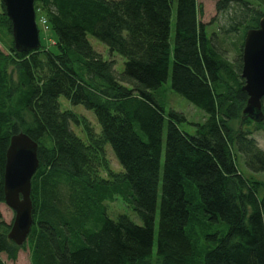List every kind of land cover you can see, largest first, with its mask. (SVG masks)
<instances>
[{
	"label": "trees",
	"instance_id": "obj_1",
	"mask_svg": "<svg viewBox=\"0 0 264 264\" xmlns=\"http://www.w3.org/2000/svg\"><path fill=\"white\" fill-rule=\"evenodd\" d=\"M251 2L217 0L204 23L198 0H34L54 43L19 52L0 0V204L10 137L26 133L39 160L21 246L0 213V264L1 254L14 261L25 248L30 264H264V150L254 137L264 119L243 112L240 76L245 31L264 14ZM168 79L205 114L194 133L157 97ZM61 97L96 122L61 109ZM117 197L140 223L109 217L105 203Z\"/></svg>",
	"mask_w": 264,
	"mask_h": 264
},
{
	"label": "water",
	"instance_id": "obj_2",
	"mask_svg": "<svg viewBox=\"0 0 264 264\" xmlns=\"http://www.w3.org/2000/svg\"><path fill=\"white\" fill-rule=\"evenodd\" d=\"M11 23L14 48L28 52L40 47L39 28L36 22L34 0H1ZM242 90L248 98L243 110L254 122L264 119L261 99L264 97V15L256 28L247 29L241 52ZM38 145L26 133L10 137L2 174L4 203L14 212L7 238L21 246L32 225L33 204L31 180L39 160Z\"/></svg>",
	"mask_w": 264,
	"mask_h": 264
},
{
	"label": "rangeland",
	"instance_id": "obj_3",
	"mask_svg": "<svg viewBox=\"0 0 264 264\" xmlns=\"http://www.w3.org/2000/svg\"><path fill=\"white\" fill-rule=\"evenodd\" d=\"M216 1L217 0H198V3L201 5V8H202V14L200 16V19L204 23L209 22L216 15V11H215ZM251 1H252L251 5L255 10H264V0H251ZM0 11H1V6H0ZM37 17L39 21L38 22L36 18L38 28L40 26V32H39L40 40L42 43H45L47 46H50L54 43L53 35H51V32H49L48 29H46L47 26H46V21L44 17L41 15H38ZM219 21L223 22L222 18H220ZM174 22H175V9H173L172 18H171V37L172 38L174 36ZM87 38L92 48L96 50L97 52H99L102 58L104 59L110 58L107 47L102 42H100L99 40H97L96 38L90 35H88ZM0 49L3 50V47L1 44H0ZM232 55L233 54L231 50L229 52L227 51V54H226L227 59H232ZM113 58L116 60L117 70L120 71L122 69L123 59L116 54L113 56ZM157 97L159 100L164 101V106L167 110L170 107L177 111L182 112L186 116L187 123H182L180 127L189 133H194V126H192V124L201 123L204 120L205 114L202 110L197 108L191 102L186 100L181 95L175 93L171 89L170 79H168L167 82L164 83L160 87V89L157 91ZM59 101L61 103V109H71L75 113L86 117L90 122H93V123L96 122L92 110H87L82 105H72L69 101H67L65 98H62V97L59 99ZM166 124L167 122L165 120L164 125H163V133H162L161 163H163V159H164V147H165V139H166V132H167ZM95 128L97 131L99 130L97 126H95ZM75 132L80 135L79 131L76 130ZM254 137L259 147L264 150V134L261 131H256L254 133ZM105 150H106V155L110 160L112 169L116 172L121 171L122 169L120 167V164L118 163L111 147L108 144L105 146ZM237 164L239 168L243 170L239 161ZM259 176L261 175L259 174ZM159 194H160V188H159ZM105 204L107 205V212H108L109 217L114 219L117 217L118 214L123 213V214L128 215L134 221L140 223L138 217L136 216L135 211L132 209L131 204L122 202L120 198L117 197L112 202L107 201ZM0 213H1L2 219L5 222L12 223L13 218H14V212L5 203L0 204ZM157 218H158V214H156L155 238H156V232H157ZM155 245H156V242H154V247H153L154 253H155ZM1 259L4 261L5 264H30L29 250L27 248L21 249L17 254L16 260L14 261L9 260L5 254H1Z\"/></svg>",
	"mask_w": 264,
	"mask_h": 264
},
{
	"label": "bare ground",
	"instance_id": "obj_4",
	"mask_svg": "<svg viewBox=\"0 0 264 264\" xmlns=\"http://www.w3.org/2000/svg\"><path fill=\"white\" fill-rule=\"evenodd\" d=\"M263 15H264V14H263ZM263 15H262V16H263ZM262 16H261V17H262ZM258 22H259V21H258ZM257 26H258V24H257ZM257 26H256V27H257ZM256 27H253V28H256ZM250 29H251V28H250ZM245 32H246V31H245ZM244 35H245V34H244ZM243 39H244V38H243ZM241 65H242V61H241ZM240 76H241V70H240ZM242 79H243V78H242ZM261 104H262V103H261ZM262 121H263V120H262Z\"/></svg>",
	"mask_w": 264,
	"mask_h": 264
}]
</instances>
